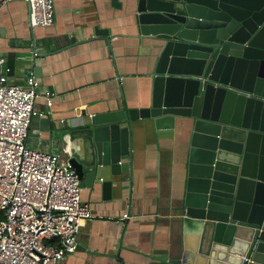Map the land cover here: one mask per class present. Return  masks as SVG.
Segmentation results:
<instances>
[{
  "label": "crops",
  "instance_id": "0c3cea01",
  "mask_svg": "<svg viewBox=\"0 0 264 264\" xmlns=\"http://www.w3.org/2000/svg\"><path fill=\"white\" fill-rule=\"evenodd\" d=\"M135 7V0H53V23L31 28L25 2L0 0L6 83L38 81L41 115L32 118L29 149L68 162L71 131L97 115L150 107L159 41L140 33ZM177 121L171 133L150 117L131 123L129 170L103 171L80 186L92 218L81 223L76 249L61 264H173L182 257L190 124Z\"/></svg>",
  "mask_w": 264,
  "mask_h": 264
},
{
  "label": "water",
  "instance_id": "95a60500",
  "mask_svg": "<svg viewBox=\"0 0 264 264\" xmlns=\"http://www.w3.org/2000/svg\"><path fill=\"white\" fill-rule=\"evenodd\" d=\"M261 1L135 0L140 33L159 41L151 105L97 115L70 132L68 163L83 187L103 171L129 170L132 122L150 117L165 133L179 118L189 122L188 187L180 208L187 242L173 264H264Z\"/></svg>",
  "mask_w": 264,
  "mask_h": 264
},
{
  "label": "built area",
  "instance_id": "2783aa9c",
  "mask_svg": "<svg viewBox=\"0 0 264 264\" xmlns=\"http://www.w3.org/2000/svg\"><path fill=\"white\" fill-rule=\"evenodd\" d=\"M22 1L31 28L53 23V0ZM0 70V264H61L75 251L81 223L92 214L81 202L70 164L26 146L32 118L41 115L35 109L38 81L7 84L3 58ZM44 95L51 106V93Z\"/></svg>",
  "mask_w": 264,
  "mask_h": 264
},
{
  "label": "bare ground",
  "instance_id": "6f19581e",
  "mask_svg": "<svg viewBox=\"0 0 264 264\" xmlns=\"http://www.w3.org/2000/svg\"><path fill=\"white\" fill-rule=\"evenodd\" d=\"M263 2V0L260 2V3H262ZM259 3V4H260ZM225 7H227L226 9H229L231 12H235V13H237V14H239L240 16H246L247 17V15H249V14H251V10H248V9H239V8H236L237 6H232V5H230V6H226L225 5ZM229 11V12H230ZM224 14H226V15H228V16H230L229 15V13L227 12V10H225L224 12H223ZM243 205H245V203H248V200H246V201H243V202H241Z\"/></svg>",
  "mask_w": 264,
  "mask_h": 264
},
{
  "label": "trees",
  "instance_id": "16d2710c",
  "mask_svg": "<svg viewBox=\"0 0 264 264\" xmlns=\"http://www.w3.org/2000/svg\"><path fill=\"white\" fill-rule=\"evenodd\" d=\"M48 244H54V242L53 241H51V242H47Z\"/></svg>",
  "mask_w": 264,
  "mask_h": 264
}]
</instances>
